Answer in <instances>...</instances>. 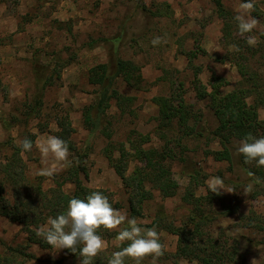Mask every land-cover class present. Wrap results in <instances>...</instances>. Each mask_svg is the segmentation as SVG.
I'll return each mask as SVG.
<instances>
[{"label":"rangeland","instance_id":"obj_1","mask_svg":"<svg viewBox=\"0 0 264 264\" xmlns=\"http://www.w3.org/2000/svg\"><path fill=\"white\" fill-rule=\"evenodd\" d=\"M222 2L234 10L241 0ZM254 2L259 16L254 12L252 15L260 23L253 38L258 41L256 36L264 33V0ZM223 25L213 0H0V163L11 157L14 146H20L24 138L31 139L35 145L37 140L55 135L59 130L57 119L69 115L75 128L72 139L80 152L87 153L85 164L89 176L82 174L84 184L108 190L115 208L133 218L128 192L110 165L105 148L110 142L113 147L125 143L131 150L128 139L139 138L137 133L149 134L151 140L144 143L145 148L165 146L172 150L163 164L171 170L180 188L176 195L163 198L158 189L148 185L153 197L143 203L142 215L135 217L140 224H149L162 216L164 223L184 225L194 206L183 200L190 182L188 172L198 167L202 177L193 186L194 194L207 196L200 208L215 215L203 230L228 246L234 237L241 236L245 264H264V193L254 195L260 187L249 178L242 164L235 162L231 168L228 162L216 161L208 155V149L221 148L219 140L211 134L218 119L209 106L210 98H198L195 89L197 67L198 78L208 88L214 77L226 78L228 83L221 89L224 93L233 90L240 80L236 65L224 60L234 45L224 39ZM157 36L165 42L154 46L151 41ZM190 52L196 54L194 65L189 61ZM115 56L134 61L141 67L142 77L140 87L129 85L122 76L117 78L116 89L135 99L125 102L124 112L116 99L111 101L103 121L112 134L109 139L101 130L90 133L84 124L83 109L94 101L97 89L89 82V70ZM39 69L47 75L53 73L54 81L45 90L39 116L29 117L27 104L38 91ZM58 73L60 77L56 78ZM160 96L183 97L198 115L197 125L204 135L183 136L176 120L173 129L158 131L156 98ZM259 115L264 119L263 108L259 109ZM2 119L10 124L9 130ZM21 156L27 176L40 178L45 189L52 187L54 178L67 169L51 178L39 176L35 173L42 166L41 157L35 146L31 151L21 150ZM114 156L119 157V152L114 151ZM142 164L130 159L127 173ZM212 176L221 177L226 188L234 191H222L220 195L206 192V180ZM249 184L252 190L246 193ZM64 189L72 193L74 184L68 182ZM5 195L11 199L9 188ZM229 210L235 211L227 213ZM158 234L166 246L165 252H175L178 235L165 228L159 229ZM115 238H103L106 248L116 245ZM8 245L26 249L40 258L65 255L64 250L28 245L25 226L0 214V257L10 254ZM1 259L0 262L8 264ZM64 264L80 263L78 259L67 258ZM164 264L175 261L166 259ZM180 264L199 262L182 259Z\"/></svg>","mask_w":264,"mask_h":264},{"label":"trees","instance_id":"obj_2","mask_svg":"<svg viewBox=\"0 0 264 264\" xmlns=\"http://www.w3.org/2000/svg\"><path fill=\"white\" fill-rule=\"evenodd\" d=\"M213 1L216 4L218 15L224 20V39L234 45V50L230 51L224 60H229L236 65L240 80L233 90L224 93L221 89L228 83L226 78L214 77L210 88H208L198 78L200 68L195 69L197 96L200 99L210 98L209 106L218 119V125L211 134L219 140L221 148L208 149L207 153L216 161L228 162L231 168L236 164L235 162L242 164L249 178L253 179L260 187L258 191L253 192L254 195L262 194L264 193V166L257 167L255 161L245 163L244 157L233 152V148L237 141L248 134L257 138L264 136V119H261L259 115V109H264V33L258 34L256 36L258 41L254 46H250L247 40L249 36L253 37L254 31L241 36L237 22L234 20L235 11L225 7L222 0ZM255 9L254 14L258 15L257 5H255ZM69 30L72 28L70 27ZM194 57L196 54L190 52L189 61L192 64ZM37 73H40L38 79L40 85L30 103L27 104L29 117L39 116L40 109L44 104L45 90L54 81L53 73L47 75L40 69ZM120 76L129 85L140 87L141 67L132 60L115 56L108 62L99 63L89 70V82L97 86L94 91V101L83 109L84 124L90 133L101 130L110 139L112 134L103 126V121L111 107V101L116 99L117 106L124 112L125 102L135 99L133 96L121 94L116 89V80ZM59 77L58 73L56 78ZM156 102L159 104L157 117L159 124L156 128L158 131L161 130L162 133L163 130L173 129L176 120V125L183 136L204 135V130L197 125L198 115L183 97L160 96L156 98ZM2 123L6 129H10V124L5 119H2ZM57 124L59 130L55 136L68 143L72 164L67 167L64 173L54 178L52 187L45 189L40 178L27 176L26 164L21 156L22 148L20 146H14L11 157L5 163H0V214L12 221L22 223L28 234V245L38 244L43 249H52V247L36 235L37 229L45 226L49 217H56L64 213L71 198L84 199L92 191H100L108 197L113 207H116L108 190L91 188L84 184L82 174L86 178L89 176V170L85 164L87 153L80 152L72 139L75 128L69 115L58 118ZM136 135L139 138L128 139L131 150L126 148L125 143L113 147L110 142L105 148L110 165L120 176L128 192L131 217L142 215L143 203L153 197L152 187L158 189L163 198L176 195L180 188V184L172 175L171 170L163 164V160L167 155H171L172 150L165 146L145 148L143 145L150 142L151 136L142 133ZM114 151L119 152V157L114 156ZM132 158L143 164L136 165L130 173H127L129 161ZM188 176L190 182L183 200L194 204V206L190 209L186 223L181 226L164 223L163 217L160 216L149 224H140L144 228H155L158 233L159 229L165 228L178 235L176 251L165 252L162 257L158 258L156 264H164L166 259H174L175 264H180L182 259L196 260L199 264H245V255L240 249L239 238H242L241 236L234 237L232 245L228 246L220 243L218 239L208 236L203 230V226L213 220L215 215L211 214L212 212L206 213L200 208L201 202L207 199V196L194 194V188L202 177L201 168L193 167L188 172ZM68 182L74 184L72 193L64 189V185ZM148 185H151V188H148ZM7 188L10 189L11 199L5 195ZM233 211L235 210H229L227 213H233ZM262 228L264 231V226ZM118 232L104 228L98 230V234L107 239L116 237ZM123 246H127V244L121 245V247ZM7 247L10 254L0 258L8 264H27L30 261H34V264H64L67 258L78 259L80 263L78 253H72L68 249H63L65 255L61 258L47 259L37 257L26 249L14 248L9 245ZM118 250L116 245L106 248L94 258L93 264H107L112 252ZM0 264L3 263L0 262ZM125 264H135V261L127 258ZM141 264H153V258L145 257Z\"/></svg>","mask_w":264,"mask_h":264},{"label":"clouds","instance_id":"obj_3","mask_svg":"<svg viewBox=\"0 0 264 264\" xmlns=\"http://www.w3.org/2000/svg\"><path fill=\"white\" fill-rule=\"evenodd\" d=\"M255 10L254 0H241L234 8V20L241 36L257 29L260 22L252 15ZM162 42L165 41L159 36L151 41L154 46ZM247 42L254 46L257 41L249 36ZM34 146L40 153L42 165L36 170V175L51 178L72 164L69 159V145L58 136L48 135L37 140L35 145L29 138L20 142V147L25 152L31 151ZM235 150L237 155L244 157L245 163L255 161L257 167L264 166V136L257 138L248 134L236 142ZM206 186V192L217 195L222 194V191H234L226 188L219 176L206 180ZM251 190L252 185L249 184L245 192ZM122 225L126 226L121 227ZM101 228L109 231L119 229L115 238L119 250L112 252L107 264H125L127 258L134 260L135 264H141L148 256H151L153 264H156L158 258L166 251V246L160 242L155 228L141 227L135 217L129 218L127 213L114 208L108 197L100 191H92L84 199L71 198L65 212L56 217H49L46 225L37 229L36 235L56 251L68 249L72 253H78L80 264H93L94 258L107 247L98 234ZM125 243L127 246L121 247Z\"/></svg>","mask_w":264,"mask_h":264}]
</instances>
